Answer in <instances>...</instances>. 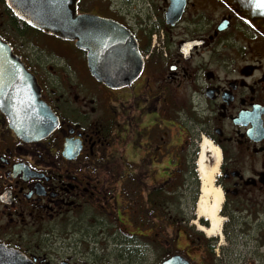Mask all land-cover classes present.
Instances as JSON below:
<instances>
[{"label": "flooded vegetation", "instance_id": "obj_1", "mask_svg": "<svg viewBox=\"0 0 264 264\" xmlns=\"http://www.w3.org/2000/svg\"><path fill=\"white\" fill-rule=\"evenodd\" d=\"M214 1L222 11L212 20ZM221 3L185 0L175 18L172 0H87L85 13L130 30L144 59L135 81L114 88L92 75L74 41L0 0V40L33 76L53 127L23 138L0 105V247L34 264H112L90 245L111 224L135 227L141 205L155 227L157 166L172 162L166 142L177 125L218 150L221 228L205 239L186 219L185 240H167L165 259L264 264V37Z\"/></svg>", "mask_w": 264, "mask_h": 264}, {"label": "water", "instance_id": "obj_2", "mask_svg": "<svg viewBox=\"0 0 264 264\" xmlns=\"http://www.w3.org/2000/svg\"><path fill=\"white\" fill-rule=\"evenodd\" d=\"M264 31V7L258 0H225ZM8 7L35 28L75 41L87 52L92 75L107 85H130L143 72L144 59L133 33L121 23L90 13H79L80 0H6ZM185 0H172L169 13L179 18ZM264 3V0H260ZM228 26L223 22L221 29ZM0 105L12 128L23 138L44 136L52 127L51 111L40 100L33 76L0 40ZM181 255L162 264H187ZM0 264H34L23 253L0 247Z\"/></svg>", "mask_w": 264, "mask_h": 264}, {"label": "rangeland", "instance_id": "obj_3", "mask_svg": "<svg viewBox=\"0 0 264 264\" xmlns=\"http://www.w3.org/2000/svg\"><path fill=\"white\" fill-rule=\"evenodd\" d=\"M220 1L222 2L221 5L226 6L236 17L237 25L244 24L252 30L253 34L264 37V31L260 29L258 23L244 17L236 7L230 6L227 1ZM87 5V0H82L78 6L79 12L85 13L88 9ZM219 7V4L214 1L207 17L212 20L218 18L222 11ZM180 132L177 125L173 126L171 136L166 142L168 146L166 159L171 158L172 162L157 166L156 185L160 192L158 195L157 192L155 193V201L153 200L155 203L153 215H155L152 218L156 222L155 227L151 226L152 229L148 227L150 224L147 221L149 218L148 209L141 205V213L145 212L146 215L142 214L141 218H138L135 227L129 225L117 230L111 224L110 231L105 232L98 239L100 242L95 241L96 244L90 245L93 253L98 255L101 261V252H104L107 260L112 264H161L171 249L167 240L178 238V243L185 240V232H183L182 227H186L184 222L186 219L189 232L194 233L198 229L194 221L206 226L203 223L206 219L199 217L204 214V217L207 218L205 208L207 209L209 205L214 204L213 193L218 187L217 178L219 175V169L216 167L217 160L213 152L209 150L204 153L201 152V145L206 137L194 135L195 128L192 129L194 137L190 133L183 136ZM185 140L189 143H184ZM181 141L183 142L181 143ZM142 199L146 201L144 197ZM208 222L210 225V221ZM140 223L142 226L138 228ZM202 233L205 239H214V236L209 238L210 236L205 232L202 231ZM65 234L68 235L67 238H74L68 232ZM252 261L247 264H259Z\"/></svg>", "mask_w": 264, "mask_h": 264}, {"label": "bare ground", "instance_id": "obj_4", "mask_svg": "<svg viewBox=\"0 0 264 264\" xmlns=\"http://www.w3.org/2000/svg\"><path fill=\"white\" fill-rule=\"evenodd\" d=\"M201 152L204 153L206 151H211L213 152L215 158H216V167L218 166V161H219V153L218 150L210 144L209 140L204 138L202 145H201ZM218 168V167H217ZM214 196V204L212 206L209 205V207L206 209L205 208V213L207 215V218L204 217V214L201 215L199 218L206 219L210 221V225L208 227L202 225L198 221H194V224L197 225V228L203 232H205L208 236H216L217 234L220 233V228H221V220L219 219L220 217L218 216V212L220 210L221 202H222V192L219 188H216L213 193ZM204 206V205H203ZM202 213V210H200ZM205 215V216H206ZM202 219V220H203Z\"/></svg>", "mask_w": 264, "mask_h": 264}, {"label": "snow or ice", "instance_id": "obj_5", "mask_svg": "<svg viewBox=\"0 0 264 264\" xmlns=\"http://www.w3.org/2000/svg\"><path fill=\"white\" fill-rule=\"evenodd\" d=\"M257 7H264V3H261L260 0H258Z\"/></svg>", "mask_w": 264, "mask_h": 264}, {"label": "trees", "instance_id": "obj_6", "mask_svg": "<svg viewBox=\"0 0 264 264\" xmlns=\"http://www.w3.org/2000/svg\"><path fill=\"white\" fill-rule=\"evenodd\" d=\"M159 192H160V190H159V188H158V190H157V195L159 194ZM143 214L146 215L145 212H143Z\"/></svg>", "mask_w": 264, "mask_h": 264}]
</instances>
